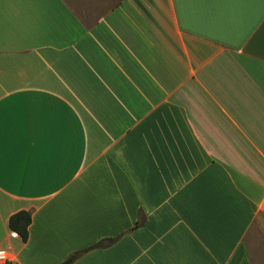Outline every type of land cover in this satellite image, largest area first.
<instances>
[{"label": "crops", "instance_id": "1", "mask_svg": "<svg viewBox=\"0 0 264 264\" xmlns=\"http://www.w3.org/2000/svg\"><path fill=\"white\" fill-rule=\"evenodd\" d=\"M0 249L264 264V0H0Z\"/></svg>", "mask_w": 264, "mask_h": 264}, {"label": "trees", "instance_id": "2", "mask_svg": "<svg viewBox=\"0 0 264 264\" xmlns=\"http://www.w3.org/2000/svg\"><path fill=\"white\" fill-rule=\"evenodd\" d=\"M31 222V214L27 210H19L10 215L8 220V226L11 230L17 232L21 239L25 241L28 237V226ZM80 252H75L69 256L66 260L59 264H70Z\"/></svg>", "mask_w": 264, "mask_h": 264}, {"label": "built area", "instance_id": "3", "mask_svg": "<svg viewBox=\"0 0 264 264\" xmlns=\"http://www.w3.org/2000/svg\"><path fill=\"white\" fill-rule=\"evenodd\" d=\"M0 264H16L13 258L9 255V253L4 250L0 249Z\"/></svg>", "mask_w": 264, "mask_h": 264}]
</instances>
